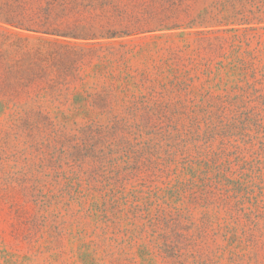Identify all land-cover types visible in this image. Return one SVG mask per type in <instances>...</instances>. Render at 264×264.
<instances>
[{
    "label": "rangeland",
    "instance_id": "1",
    "mask_svg": "<svg viewBox=\"0 0 264 264\" xmlns=\"http://www.w3.org/2000/svg\"><path fill=\"white\" fill-rule=\"evenodd\" d=\"M217 1L112 0L165 21L94 40L0 19V264H264V18L191 26ZM56 49L92 54L27 83Z\"/></svg>",
    "mask_w": 264,
    "mask_h": 264
},
{
    "label": "trees",
    "instance_id": "2",
    "mask_svg": "<svg viewBox=\"0 0 264 264\" xmlns=\"http://www.w3.org/2000/svg\"><path fill=\"white\" fill-rule=\"evenodd\" d=\"M84 1L44 0V6L38 7L37 10L32 12L30 10H0V19H4V22L15 27L87 40L103 37L111 38L119 33L140 32L155 27L153 26L155 19L159 20V25H163L165 21V19L157 17L158 14L154 12L145 11L141 16H137L127 13L126 10H106L112 0H89L86 3ZM213 6L216 7L215 10L206 8L203 13H199L198 16L192 18L189 22L191 26L198 23L249 25L254 20L260 23L264 18V0H220ZM98 7L101 10H95ZM109 11H113V13L107 15ZM112 16L120 17L119 24L122 30L117 31L106 25L110 23L109 19ZM105 18L108 20L105 21ZM198 18L201 19L197 21ZM176 27L180 28L181 24L174 22L170 28ZM229 30L239 29L230 28ZM255 36L259 37L260 34L253 37ZM232 40L233 42L242 41L240 35H234ZM262 43L263 41L259 40V44ZM71 48L74 50V47ZM185 49L182 46L177 54L183 53ZM91 52V50L84 51V49L79 51L56 49L42 53V51L37 50L28 58L27 66L20 67L19 72L27 71V83L42 79L47 75L48 69L53 67L57 68L66 77L71 75L76 69V64L83 61L86 56L91 55ZM228 57H231V55H228ZM236 61L248 65L247 60L244 58L235 60V63Z\"/></svg>",
    "mask_w": 264,
    "mask_h": 264
}]
</instances>
